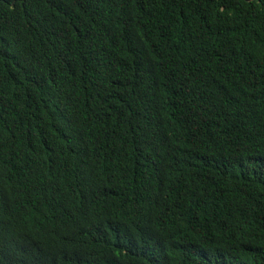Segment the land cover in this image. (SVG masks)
I'll return each instance as SVG.
<instances>
[{"label":"trees","instance_id":"obj_1","mask_svg":"<svg viewBox=\"0 0 264 264\" xmlns=\"http://www.w3.org/2000/svg\"><path fill=\"white\" fill-rule=\"evenodd\" d=\"M0 264H264V0H0Z\"/></svg>","mask_w":264,"mask_h":264}]
</instances>
